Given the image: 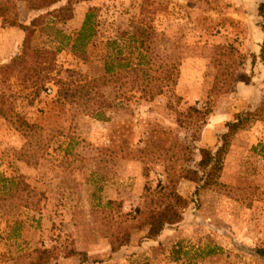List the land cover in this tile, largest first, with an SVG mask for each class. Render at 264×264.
I'll use <instances>...</instances> for the list:
<instances>
[{"label":"rangeland","instance_id":"374dc122","mask_svg":"<svg viewBox=\"0 0 264 264\" xmlns=\"http://www.w3.org/2000/svg\"><path fill=\"white\" fill-rule=\"evenodd\" d=\"M262 2L60 0L34 10L30 0H0V65L21 53L18 25L32 27L31 47L44 54L32 79L13 75L0 85L7 97L0 112V264H29L34 248L51 249L50 264H102L107 257L88 252L106 243L111 253L108 237L130 224L127 214L147 209L149 195L167 185L180 164L176 143L187 131L177 126L176 110L211 102L198 146L214 152L235 114L264 104ZM140 44L156 65L168 69L179 62L175 86L152 83V100L129 83L128 74L104 72L118 48L135 63ZM228 45L244 64L228 72L236 77L231 91L209 97L218 61H231L219 49ZM100 77L104 84L90 83ZM16 116L31 128L18 130ZM263 143L264 109L232 136L216 184L201 189L178 182L179 194L194 201L181 222L152 240L144 238L147 227L132 230L127 247L136 253L128 251L124 260L110 255L107 264H264L257 254L264 248ZM109 197L122 205L119 213L117 205L107 207ZM54 206L61 208L52 215ZM23 236L39 239L26 245ZM71 249L87 260L57 261Z\"/></svg>","mask_w":264,"mask_h":264},{"label":"trees","instance_id":"16d2710c","mask_svg":"<svg viewBox=\"0 0 264 264\" xmlns=\"http://www.w3.org/2000/svg\"><path fill=\"white\" fill-rule=\"evenodd\" d=\"M59 1L60 0H30V8L34 10L45 9ZM73 1L80 2L87 0ZM257 13L262 19L260 27L263 33V40L261 43L260 59L264 62V3L258 5ZM89 20L90 14H86L83 27L89 24ZM18 27L24 32L21 53L11 58L7 63L0 65V85L5 84L13 75L19 76L22 81L32 79L38 73L40 67L36 59L44 55L37 49L31 47L32 27L24 25H18ZM141 47L142 44L136 46L134 49V53H136L135 63H131L128 57L122 58L121 50L118 48L114 58L104 62V72L105 75L109 77L115 75L121 77L123 73L128 74V76L131 77L129 83L137 85L140 92L143 93L146 98L152 100L154 95L148 91L152 83L155 84L157 82V87H160V89L165 86H170L171 88L175 86L178 78L179 62L174 61L168 66V69H165L164 65H156L151 62L147 50L144 51L141 49L140 51L139 48ZM219 49L223 52L222 56H229L231 61L226 64H222L221 61H218L216 65L217 71L209 97H211L213 93H228L231 91L233 84L236 82V77L234 75H229L228 72L237 70L239 66L244 64V56L233 46H220ZM235 55L238 59L237 62L233 60V56ZM32 59H34V61H31ZM224 65L227 66L224 67ZM159 70H161V76H152V73L159 72ZM172 71L174 73H172ZM220 76H225L222 82H220ZM104 80V77H100L90 80V83H96L95 85H97L101 82L100 84H104ZM158 94H160V91ZM174 98L178 99L176 95H174ZM6 100L7 97L2 88L0 90V112L3 111ZM263 109L264 104L261 103L260 107L255 110H247L235 114L233 120L225 124L226 131L219 136L218 144L214 152L198 146L201 139V132L206 126L209 116L212 114L211 102L205 103L202 107L195 105L189 106L184 112L176 110L175 121L177 126L187 131L186 140L176 143L177 148L175 153L177 155L175 156V163L180 164L177 170H173V175L169 176L168 184L164 186L158 184L153 194L149 195L150 198L147 203V209L143 210L142 208H136L133 211L134 214H127V217H130L127 220L130 224L116 230L114 236L108 237L111 253H115L121 248L130 245L131 231L134 229L141 230L147 227V233L144 238L152 240L158 237L166 226H172L181 222L183 213L194 201L188 200L179 194L176 189L178 182L180 180L193 182L200 186L201 189L209 188L213 184H216L222 171L223 162L228 153L232 136L248 122L259 119ZM16 119L20 125L17 127L18 130H22V127L27 129L31 128V124L22 120V118L16 116ZM260 149V154L264 157V143L260 146ZM144 189L147 191V186H145ZM153 195H157L155 202L151 200ZM151 204H154L156 208H152ZM113 205H117L116 208H118L119 213V209H121L122 205L120 203L116 204L112 200L107 202V207ZM138 219H140V221ZM257 254L264 258V248L257 249ZM64 257H80L81 262L87 260L86 253L77 252L75 249L69 250V252L64 254ZM54 258L55 256L51 249L34 248L30 253L29 264H50Z\"/></svg>","mask_w":264,"mask_h":264},{"label":"crops","instance_id":"0c3cea01","mask_svg":"<svg viewBox=\"0 0 264 264\" xmlns=\"http://www.w3.org/2000/svg\"><path fill=\"white\" fill-rule=\"evenodd\" d=\"M262 3H264V2H262ZM246 9H247V7H246ZM86 16V15H85ZM85 19V18H84ZM259 35H261V34H259ZM263 40V36H262V38H261V36H259V40L261 41L260 42V44L262 43V40ZM119 159H121L122 160V162H124L125 161V159H122L121 157L119 158ZM128 175H131V174H128ZM133 176H135V177H138V176H140L141 177V173L139 174L138 173V175H137V172L135 173V174H132ZM137 181H138V179H137ZM116 189V188H115ZM114 197V196H113ZM116 197H120L119 195H116ZM108 199H116V198H108ZM115 201H117V200H115ZM61 207L60 206H58V207H56V206H54V210L56 209V212H52V215H54V214H56V213H58L59 211H57V209H60ZM49 231H51V228L47 231V232H49ZM47 234V233H46ZM51 235V234H50ZM165 235V234H164ZM44 238L46 237L45 235L43 236ZM23 239L25 240V241H27V243L25 242L24 244H28V245H32L33 244V242L36 240V239H39V238H33V237H31V238H25L24 236H23ZM101 240H102V242H104L105 240H107V238L106 237H104V236H101V238H100ZM133 239V235L131 236V240ZM130 244H133V241H131L130 242ZM131 247V246H130ZM130 247L128 248V247H123V248H121L119 251H117V252H115V253H110L106 248H107V244L106 243H104V245H103V248H102V250H100V249H96L95 251L93 250V251H89L88 252V256H90V257H93V258H99V259H104L105 257H107L106 258V260H103L102 261V264H107L108 263V258H109V256L110 255H112L114 258H116L117 260H124V258L126 257V255H125V253H128V251H130V253H132V255L133 254H135L136 252H133V250H130ZM126 248H128V250L126 251ZM32 249V248H31ZM78 251V250H77ZM70 258H73V257H70ZM70 258H66V257H59V259L57 260V261H60V260H65V261H71L70 260ZM56 261V260H55Z\"/></svg>","mask_w":264,"mask_h":264}]
</instances>
